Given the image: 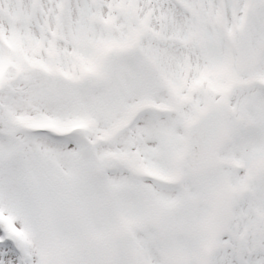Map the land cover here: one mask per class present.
<instances>
[{"label": "snow or ice", "instance_id": "1", "mask_svg": "<svg viewBox=\"0 0 264 264\" xmlns=\"http://www.w3.org/2000/svg\"><path fill=\"white\" fill-rule=\"evenodd\" d=\"M0 264H264V0H0Z\"/></svg>", "mask_w": 264, "mask_h": 264}]
</instances>
